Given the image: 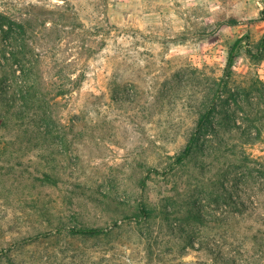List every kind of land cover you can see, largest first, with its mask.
<instances>
[{
    "label": "rangeland",
    "instance_id": "1",
    "mask_svg": "<svg viewBox=\"0 0 264 264\" xmlns=\"http://www.w3.org/2000/svg\"><path fill=\"white\" fill-rule=\"evenodd\" d=\"M1 17L28 30L39 117H0V264H264L263 182L237 160L264 166L259 93L237 124L252 119L261 137L227 135L239 155L195 151L147 174L182 151L241 36L230 85L264 84V51L244 49L257 53L264 36V0H0ZM1 36L4 92L16 81ZM232 187L255 213L230 216ZM140 202L149 216L128 219Z\"/></svg>",
    "mask_w": 264,
    "mask_h": 264
},
{
    "label": "trees",
    "instance_id": "2",
    "mask_svg": "<svg viewBox=\"0 0 264 264\" xmlns=\"http://www.w3.org/2000/svg\"><path fill=\"white\" fill-rule=\"evenodd\" d=\"M0 32L2 34V40L5 41V48L2 50V53L4 58L8 60L7 74L11 75L13 80L15 78L16 81L8 91L0 92V117L3 118L5 114H10L13 117L16 116L20 118L23 116L22 112H24L30 114L28 116H31V119L35 120L36 117H39V114L36 113V110L39 107L36 106V99L34 98V95L39 90L37 76L38 58L34 55V51L27 40L28 30L20 22L13 21L6 17H1ZM247 40V36H241L235 40L231 46L223 73L214 90L215 92L210 96H206L201 102L202 109L200 111V115L196 121L195 127L189 134L182 151L174 159L167 171L160 172L157 169H149L147 174L155 173L166 175L173 171L177 166H181L186 163V161L191 159L195 151L203 152L205 154L212 151L215 154L217 152L220 153L218 150L225 149L227 152L231 153V155L229 154L230 156L236 157V146L231 145L229 142L230 138L227 137L228 134H232L234 132L240 134V137L249 144H254L256 140L261 137V128L258 125H255L252 119H247V126L243 127L237 124V116L239 113L248 114L251 112V95L253 96V94L259 93V96H262L264 99V84L260 82L257 84L254 83L253 86H251V89L243 88L240 92L237 89H233L230 85L236 59L240 50L244 46L243 42ZM244 49L250 58H260L264 51V36L259 41L257 53H254L247 45ZM17 69H19L22 73L20 76L16 75ZM16 78L20 80V83H18ZM64 92L65 90L59 91L60 94H65ZM18 98L24 100L25 108L20 109L19 113H16L19 109L15 105ZM227 152H223L222 154ZM239 156L241 158L237 159H240L238 163H241L245 172H247V179L254 178L253 173L258 172L260 176L259 178L263 182V190L264 166L261 164L260 169L256 170L253 165H250V161L247 157H242L241 155ZM144 182L145 179L142 181V185ZM234 191H237V187H232L230 190L225 189L223 193L225 195L224 200L227 202L230 209L228 212L230 216L237 219L238 217L244 216V214L248 211L250 214L251 212L252 214L255 213V211H253L255 208H251V205L254 203L253 200L250 201L249 207L240 199L239 193H234ZM139 204V216L128 219L141 222V220L149 216L150 210L147 209L143 203L140 202ZM258 212L260 213V217L258 219L264 226V211L261 212L259 210ZM239 228L240 227L237 225L235 229ZM69 231L80 235H96L105 232V229L71 228ZM259 233H261L264 237V230H259ZM37 237L38 236L32 237L26 241H31ZM240 238L242 241H246L247 236H242ZM260 242L264 243V238L260 239ZM229 263L237 264L234 257L222 262V264Z\"/></svg>",
    "mask_w": 264,
    "mask_h": 264
}]
</instances>
